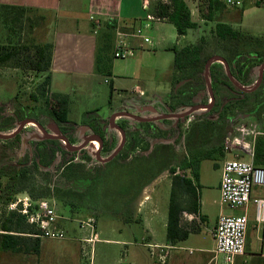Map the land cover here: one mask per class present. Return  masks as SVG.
Segmentation results:
<instances>
[{"label": "rangeland", "instance_id": "374dc122", "mask_svg": "<svg viewBox=\"0 0 264 264\" xmlns=\"http://www.w3.org/2000/svg\"><path fill=\"white\" fill-rule=\"evenodd\" d=\"M152 1L155 5L162 2L160 0ZM202 1L185 0L191 11L192 19L199 27L195 31L188 32L185 38L178 43L179 46L195 45L201 37L210 35L211 30L215 28V24L205 22L200 16L199 9L202 8ZM221 1L224 2V0ZM242 2L243 6L240 8L227 7V22L235 30H243L253 37L264 39V0H242ZM31 15L35 19L38 13ZM164 21H146L145 23H140L143 36L149 38L152 44L145 45L143 39H134V56L131 58L115 59L113 57V45L111 44L112 48L102 54V56L104 57L106 54V59L108 60V63L106 60L108 64L106 66L112 72V75H108L106 72H96L97 76L93 81L89 78H80L79 80H73L74 83L66 84L67 90L71 93L69 96L68 120L76 124L75 130L72 133L74 144H78L82 140L81 136L77 135V131L79 127H85V123L93 122L95 124L94 127L99 128L102 124L109 122L114 114L119 113L124 108L127 112L133 113V103H142L139 100V95L135 94L136 92L142 93L143 96L141 97L150 101L144 104L149 108L151 107V110H164V108L160 109V105L163 100L168 102L167 96H169L173 89L171 80L173 79L175 54L171 50L170 44H175L176 42L174 26ZM4 31L5 35L2 40L4 44H8L9 42L24 44L30 38L35 43L43 40V37H39L38 33L36 35V31H30L28 27L26 28L24 23L22 25L16 24L13 30ZM141 44H143V48H140ZM44 78V74L40 75L34 72L22 71L10 65L0 66V123H8V121L12 123L15 107L18 105L43 108L41 101L35 104L31 101L30 97L36 93L38 86L43 82ZM106 79L110 80V82L113 80V87L111 83L105 82ZM255 79H257L256 76L253 77L252 81ZM75 82L80 83L82 88L73 92L75 90L74 86H76ZM37 113H41L38 117H41L44 124L52 127L55 126L47 118L45 110L39 111L37 109ZM194 119V116H191L187 121L182 122L179 128L173 132L172 142L175 146L173 144V146H170L172 157L168 160V165H162V168L178 169V163L186 157L184 154L187 151L184 148L186 142H183V138ZM23 121L25 119L16 122L15 127L17 128ZM242 122L251 128V126L256 124V119L249 118ZM164 123L168 126L173 121L168 120ZM8 132L2 133L9 134L10 132ZM49 133L52 132L49 131ZM142 133L148 136L146 130ZM108 134H106V141L108 143L110 141V144L100 154L101 158H106L112 150L116 149L120 142L119 138H117V141L111 142L113 138ZM29 138L30 140H28ZM41 138H43V135L35 123L34 125L28 124L22 130L21 146L17 150L13 151L9 145L0 142V164H9L7 167L3 166L1 172L11 174L17 170L13 166L20 163L24 155L31 154L29 143L31 144L32 142L30 141L33 139L40 140ZM148 138L150 139L151 137ZM251 142V137H247L245 141L247 148L252 147ZM236 154L237 151L229 155L228 158H234ZM73 158L75 163L84 166L85 170L90 171L91 180L94 177L106 175L102 183V189L99 184L95 186L102 191L105 198L108 195L107 199H109L114 189H118L120 193L125 190V178H118V180L113 182L114 186L111 185V176L114 177L117 174L114 172H117V170H114L113 166L110 165L105 168L95 165V161L97 160L92 156L90 149L75 154ZM242 158L246 161L249 160V157L246 155H242ZM222 161L223 159L219 155H214L213 159L204 160L200 165L199 184L204 187L207 196L211 200L207 202L206 207H221L220 200L219 203H213L212 200H214L215 190L221 178L219 165L222 164ZM103 171L104 175H102ZM44 173L43 170H38L34 171L32 176L35 177L38 183L43 185ZM50 173L52 181L49 188L52 189L53 195L48 200L55 205L58 215L64 219L60 226L66 232V238L63 240L41 239L38 253L29 251L12 252L0 248V264H90L85 251H82L81 243L83 239L91 236V229L81 228V222L87 221L88 218L95 220V229L98 234V238L92 246L93 264H162L153 255L154 249L148 246L156 245L163 247L167 243L166 223L163 217H166L168 212L171 171L167 173L168 175L163 174L154 182L148 191V197L144 198L140 206L142 214H149L153 217V229L151 232L136 222L126 225L116 213L123 212L125 218L132 216L133 213L131 211L127 212L124 207H119L120 204L118 203L115 207H104L105 211L102 208L101 213H92L90 211L91 207L87 209L79 206L80 208L73 209L71 206L60 203L58 201L59 196L55 198L56 192L60 196L66 191L75 194H79L80 192L74 188V181L67 182L63 180L61 171L56 172L51 170ZM81 174L77 173L78 176ZM122 176L125 177V175ZM0 177L1 184L3 187H6L8 178L2 175ZM15 199L10 200L9 203L0 200V236L4 234L1 225L10 216V213L13 212L9 209V206ZM254 199H264V189H254L249 205V233L252 231L251 226L255 223ZM104 201L107 202V200ZM121 209L122 211H120ZM224 209V214L227 216L235 214L233 209L227 206ZM240 212V209H236L237 214ZM212 222H210L209 226L203 225L198 230L191 231L185 241L175 244V250H170L172 253L171 259L166 261V264H201L207 257L204 251L211 249L213 246L212 237L208 230L212 227ZM183 223L187 224L188 222L184 220ZM25 238L27 237L25 236ZM121 242H125V244ZM236 263L254 264L251 261V255L238 257Z\"/></svg>", "mask_w": 264, "mask_h": 264}, {"label": "trees", "instance_id": "16d2710c", "mask_svg": "<svg viewBox=\"0 0 264 264\" xmlns=\"http://www.w3.org/2000/svg\"><path fill=\"white\" fill-rule=\"evenodd\" d=\"M202 8L199 9L200 16L205 22L215 24L208 36L201 37L197 44L179 46L175 45L171 50L175 54L172 85L173 89L168 101L169 108L176 111L181 108H190L200 102L207 100L208 86L205 77V67L213 56H221L227 62L234 80L241 86L246 87L253 83V75L256 69L264 63V39L253 37L243 30H235L227 22L228 10L221 0H203ZM35 9L18 8L13 6H0V24L5 30H13L16 24H25L30 31L34 30ZM154 16L160 20H165L174 25L178 43L185 38L190 31L198 29L199 25L192 19V14L185 0H167L166 3L159 2L154 8ZM242 16V15H241ZM138 22V21H137ZM136 20L132 22V28L136 25ZM109 28H115L114 23ZM121 29L127 30L126 27ZM105 39H109L105 37ZM106 40L104 45L98 50L96 58V71L111 72L108 69L106 53L112 48ZM54 46L52 43H35L33 39L27 40L24 44L8 43L0 45V66H8L22 71L34 72L45 75L43 82L38 86L35 94L30 99L33 103L42 102V107H23L18 105L15 108L12 123H0V133L13 131L16 122L24 119H33L38 124L42 122L38 116L39 111H46L47 118L56 122L64 130L70 129L74 123L68 120L69 96L59 95L51 92V67ZM114 56V55H113ZM107 60V63H106ZM107 65V66H106ZM211 90L214 94V104L212 106L211 118L206 115H194L186 134V157L178 163L181 170H189L191 178L184 175H174L176 169H170L172 176V188L168 207V221L166 228L167 243L171 246L178 242L185 241L194 227L183 224V214L188 213L199 217V168L204 160L213 159L214 155H219L221 159L225 157L223 151V140L228 132L229 116H249L256 120L264 121V74L260 85L252 91H244L236 87L230 81L226 68L221 63H214L209 69ZM186 81V82H183ZM183 84V85H182ZM40 114V115H39ZM217 116V118H214ZM4 128V129H3ZM264 132V130H263ZM69 144L73 143L69 139ZM131 148L127 149V144L122 152L112 161H119L126 152L134 150L133 143L139 141V137L131 135ZM145 139H143L144 141ZM142 141V142H143ZM6 145L15 151L20 142V136H14L7 140H2ZM35 150L30 166L29 157H25L16 167L13 173L1 172L3 166L0 164V176L7 177V185L3 187L0 177V200L9 203L20 194H28L33 200L49 199L53 195L51 184L52 175L50 172L43 174L44 184L38 183L32 173L40 168L52 169L55 164V153H63L62 163L52 169L60 172L63 180L73 182L77 179L92 181L91 187L83 194L73 192H63L58 201L71 206L73 209L92 208L90 211L101 213L102 208L107 206L129 208L135 199V195L128 193L127 186L120 193L117 189L112 191L110 198L100 189L95 187L98 184L102 189V183L106 175L94 177L91 180V173L85 170L84 166L74 163L73 157H68L70 153L57 140H45L34 143ZM149 144L144 147H148ZM135 151V150H134ZM115 163V162H114ZM254 163L256 166L264 167V135L258 137L255 144ZM7 164V165H6ZM77 173H82L77 175ZM135 182V181H133ZM152 182V180L150 181ZM114 184V183H113ZM131 182L130 192L134 193L135 187ZM104 195L102 196L101 195ZM80 200V201H79ZM104 200H107L104 201ZM6 203V204H7ZM75 211V210H74ZM122 211V209L120 210ZM91 215H94L92 214ZM124 221L129 219L124 217L123 212L116 213ZM26 223L24 217L16 212H11L10 216L2 223L1 229L4 232L0 236V248L12 252H34L38 253L40 239L25 238L20 234L25 232Z\"/></svg>", "mask_w": 264, "mask_h": 264}, {"label": "crops", "instance_id": "0c3cea01", "mask_svg": "<svg viewBox=\"0 0 264 264\" xmlns=\"http://www.w3.org/2000/svg\"><path fill=\"white\" fill-rule=\"evenodd\" d=\"M152 2L153 1L150 0L148 8L149 10L145 9L144 0H0V6L31 8L37 11L36 14L38 13V15L34 19V31H36V35L38 33L39 37H43V40H40L39 44L52 43L54 46L51 67V92L54 94L70 96L71 93L69 90H67L66 84L74 83L75 80H79L80 78H89L93 81L97 76L96 58L98 50L104 45L106 40H109L108 42L113 45L114 55L116 29L127 26V30H122L132 33L135 30L142 28L140 23H145L147 21L146 16L148 14L154 16L153 12L157 4L155 5ZM225 2L226 0H224V3ZM91 16H95L96 19L100 21L99 26H96L95 23L90 20ZM134 20L138 22L134 28H132V22ZM113 23L115 28H109V26ZM0 28V45H2L4 44L2 43V40L5 35V29L2 25H0ZM105 37H108L109 39H105ZM132 43L134 46V41ZM177 44L178 35L176 32V42L175 44H170V48L172 49ZM110 75H112V72ZM254 75H259V70H256ZM110 83L113 87V80ZM75 85V90L73 92H76L78 89L82 88L81 84L78 82H75ZM135 94L139 95V100L142 103L134 102L132 105V110L139 109V113H141L143 117H147V111L152 113L157 112L155 110H151V107L149 108L144 104L145 102L150 101L143 99V97H141L143 96L142 93L139 94L136 92ZM170 94L167 96L168 101L170 99ZM164 106L169 108L168 102H165V100L162 101L160 109L164 108ZM229 132H231V128L228 129L227 133ZM110 133L112 134L113 132L111 131ZM114 134L112 135L115 137ZM139 136V141L133 143L132 145L135 151H127L126 155L123 156L124 159H121L115 163H113L114 161L108 162L107 166H113V169L117 170V172H114L117 173L114 177L111 176L112 174L110 175L111 185H113V182L118 180V178H125V185L127 186L128 193L135 195L133 204H131V208H129V212L131 211L133 214L132 216H129V219L127 218L126 221L121 218L122 221L126 225H130L134 222L139 223L146 230L151 232L153 229V217H151L149 214H142L140 206L142 205L144 198L148 197V191L150 187L159 177H161L163 174H167L170 171V168H162L161 166L157 169L156 165H161V160L164 159L163 151H158L156 157H153L151 154V148L148 150V147L144 148L147 144L142 142V137H144L143 134L140 133ZM131 142L132 140L127 141V149L131 148ZM228 156L229 155H225L222 164L219 165L221 176L223 163L225 160L231 159L228 158ZM163 163V166L168 165L167 160L163 161ZM178 170L181 171L183 176L186 175L191 178L189 170L183 171L180 168L176 169V171ZM122 175H125V177ZM172 176L173 175L170 177L171 188ZM151 180L152 182H150ZM131 182L134 184L133 187H135L134 193L130 192ZM220 182L221 178L215 190V197L214 200H212L213 203H219ZM198 201L199 222L193 221V216H189V221L186 226L193 225L195 228L194 231H196L200 228V226H209L210 222L213 221L212 227L208 229L212 237L213 246L211 249L204 251L207 257L204 259V261L202 260L203 262L201 261V264H221V259H219L217 263H215L213 260V250L215 249L213 232L216 228L219 216L225 213V209L224 207H206L207 202L211 200L209 199V196H207L204 187L200 184L198 190ZM240 210L241 212L238 214L236 213V209L233 210L235 212L233 216L244 213L243 209ZM163 220L166 223L167 228L168 212L167 216L163 217ZM249 228L250 224L247 231L246 253L244 256L251 255V261L254 264H264V241L260 240L261 233L258 230L256 223L251 226V233H249ZM122 244H125V242ZM163 247L169 250L167 257V261H169L172 256L170 250H175L176 245L171 246L166 243V245ZM237 258L235 259L234 264H237Z\"/></svg>", "mask_w": 264, "mask_h": 264}, {"label": "built area", "instance_id": "2783aa9c", "mask_svg": "<svg viewBox=\"0 0 264 264\" xmlns=\"http://www.w3.org/2000/svg\"><path fill=\"white\" fill-rule=\"evenodd\" d=\"M166 3L167 0H160ZM229 7H241V0H226ZM150 0H144V7L149 10ZM90 20L96 26L100 21L95 16ZM147 22L161 21L159 18L148 14ZM134 39H143L145 45H151L149 38L143 36L142 28L132 33L117 28L115 31L114 58L124 59L134 56ZM143 48V44L140 45ZM110 83L109 80L105 81ZM264 135L257 124L248 127L247 124L239 121H233L231 132L225 136L222 146L226 155H231L237 151L234 158L225 160L222 167V176L220 182V205L230 209H243L244 213L237 216L220 215L216 228L213 232L215 240V249L213 250V260L215 263L219 259L221 264H234L237 257L244 256L246 253V238L249 227V205L255 188L264 189V167L256 166L254 163L255 144L258 137ZM251 137V148H247L245 141ZM242 155L249 157L246 161ZM174 175L183 176L181 171H176ZM255 204V223L261 233L260 240L264 241V199H254ZM9 209L24 217L26 228L22 236L33 239H54L63 240L66 238V232L60 226L64 220L59 216L55 205L48 199L33 200L28 194H21L10 204ZM189 216H193V221L199 222V218L187 213L183 214L182 220L189 221ZM184 224V223H183ZM96 222L93 218L81 222L82 229H91V236L83 239L82 251L93 264V244L98 238L95 229ZM146 245V244H143ZM154 249L153 255L157 260L165 264L169 250L165 247L148 246ZM91 249V250H88Z\"/></svg>", "mask_w": 264, "mask_h": 264}, {"label": "flooded vegetation", "instance_id": "af4514ba", "mask_svg": "<svg viewBox=\"0 0 264 264\" xmlns=\"http://www.w3.org/2000/svg\"><path fill=\"white\" fill-rule=\"evenodd\" d=\"M263 65H264V63L262 64V66ZM260 68H258L256 70L260 71ZM263 74H264V72H263ZM254 76H256L257 79H255L251 85H248L246 87H252V86L255 85V83H257V81L259 79V75H253V77ZM212 94H213V92H212ZM214 101H215L214 94H213V99H212L211 95L209 93V90H208L207 100L205 102H200L199 104L193 106V107H195V106H208V109H203V108L199 109L198 111L194 112L190 116L185 117L184 113H186L187 111H189L193 107L181 108V109H178L176 111H173L172 109L167 108V107L164 106V110H159L156 113H152L150 111H147L146 112L147 113V117H145V118H147V119H155V118L162 117V116L165 117V115H171V114L178 115V116L177 117H167V118H164L162 120H156L154 122H146V123L136 122L134 120H130V119L124 118V117H116L115 118L114 117L115 115L123 113V112H127V110L124 108L119 113L114 114L109 122H106V123L102 124V126H100L99 128H95L94 127L95 124L93 122L85 123L84 124L85 127H83V128L79 127L78 131H77V135H80L82 140L78 144H74V143L68 144V143H70L68 138L71 139V140L73 139L72 138V133L75 130L74 127L76 126V124H74L70 129L66 128V130H64V127H60L56 122L52 121L54 123V125H55L54 127H52V126H50L48 124H44V121L41 119V117H38L39 120L42 123L38 124L36 122V126L39 129H40V127H43L47 131L48 135H50L52 137L44 135L42 133L41 129H40L41 134L43 135V138H41L40 140H34L33 139L32 141H30V142H32L31 144L29 143L30 148H31V154L24 155L23 159H25V157H29L30 164L32 165L33 164L32 159H33L34 150H35L34 143L35 142H42V141H45V140H57V141H60L61 145L68 151V153H70V155H68V157H70V158L74 157L75 154H78V153L84 152L85 150H89L90 149L91 153H92V156L96 159L97 153H99V155L102 154L104 148L108 144H110V141H109V143L106 141V138H107L106 134L107 133H109L108 135H110L113 138L111 142H113L114 140L117 141V138H119L120 142H119V145L116 147V149L120 146V144L122 143V136L115 128L116 126H119V127L124 129L125 134H126V142H125V145H124L123 149L125 148V146L127 144V141L130 140V136L131 135H136V136L140 137L139 136L140 133L143 134L142 132H144V130H146V132H148V134H147L148 136H145L143 134L144 137H142L143 139H145L143 141V143H146V144L148 143L149 144L147 150L149 148H151V154L153 155V157L154 156L156 157V154L158 153V151H163V154H164V159H162L161 160L162 162L160 163L161 165H159V164L156 165L159 168L165 163V162L163 163V161H166V160L168 161L172 157V151H171V147L170 146L174 145L173 142H172L173 141L172 137H173V134H174L173 132H175L179 128V126L181 125L182 122L187 121L191 116L198 115V114L199 115L203 114V115H206L207 117L211 118L213 116L211 114V110H212V106L214 104ZM133 111L134 112L132 114L139 115V116L143 117V115L141 113H139V109H137V110L134 109ZM128 113H130V112H128ZM214 118H217V116H214ZM249 118H252V117H249V116H245L244 117L242 115L229 116L228 129L231 128V130H232L233 121L237 120L239 122H242V121H244L246 119H249ZM25 120H28V119H25ZM120 120H121V122H119ZM168 120L173 121V123L171 125L166 126L164 122L168 121ZM256 121H257L256 123L260 127V130L263 131L264 130V121L263 120L262 121L261 120H256ZM26 126L24 128H26ZM18 127L17 128L15 127L16 129H14L10 133L9 132L8 133L9 134L14 133L18 129ZM24 128H22L21 131L17 134V135L20 136V142H19L18 148L21 146V133H22V130ZM53 130H58L59 131V136L58 135L55 136ZM49 131H51L52 133H49ZM111 131L113 133H115V135H117V136L114 137L110 133ZM58 137H65L68 140V143L66 144L63 140H60V138H58ZM148 137H151L150 138L151 141H150V139ZM28 140H30V138ZM96 140L100 141V144H101L100 147H98V148H96V143H95ZM1 141L2 140L0 139V142ZM85 141H88V144L86 146H84ZM183 142L184 143L186 142V135L183 138ZM71 147H76V148H80V149L74 151V150H71ZM184 148L186 150V143H185V147ZM17 149H15V150H17ZM116 149L112 150L106 156V158L109 157L110 155H112L113 152ZM122 150L120 151V153L122 152ZM184 154H185V156L188 155L186 151H185ZM119 159H122V158H119ZM62 161H63V153L58 150L55 153L54 168L58 167L62 163ZM73 162L75 163L74 160H73ZM95 165H98V166L100 165V166H103L104 168L107 167V163H100L98 161H95ZM54 168H52V169H54ZM52 169L40 168V170H43L45 173L46 172H50ZM102 175H104V171H103ZM91 185H92V181H90V180L77 179V180L74 181V188L78 189V192H80L79 195L83 194L82 192H87V190L91 187Z\"/></svg>", "mask_w": 264, "mask_h": 264}, {"label": "water", "instance_id": "95a60500", "mask_svg": "<svg viewBox=\"0 0 264 264\" xmlns=\"http://www.w3.org/2000/svg\"><path fill=\"white\" fill-rule=\"evenodd\" d=\"M214 63H221L225 66L226 68V71H227V75L230 79V81L237 87H239L240 89L244 90V91H252V90H255L261 83V80H262V77H263V72H264V65L260 68V71H259V79L257 81V83H255L254 86L252 87H241L235 80L234 78L232 77L231 75V72H230V68L227 64V62L225 61L224 58H222L221 56H213L212 58L209 59V61L207 62L206 64V67H205V77H206V82H207V86H208V89H209V93L211 95V98L213 99V94H212V90H211V81H210V77H209V69L211 67L212 64ZM208 109V106H195L193 108H191L189 111H187L186 113H184V116L185 117H188L190 116L191 114H193L194 112L198 111L199 109ZM178 115H165L162 116V117H158V118H155V119H147L145 117H141L139 115H135V114H132V113H128V112H123V113H120V114H117L115 115L114 117H124V118H128L130 120H134L136 122H140V123H146V122H154L156 120H162L164 118H167V117H177ZM30 123H36L34 120H25L23 121L22 123H20L18 129L14 132V133H11V134H2L0 133V139L1 140H7L9 138H12L14 136H16L22 128H24L26 125L30 124ZM40 127V126H39ZM116 130L121 134L122 136V143L120 144V146L113 152L112 155H110L109 157L107 158H101L99 153H97V156H96V160L100 163H108L110 161H112L119 153L120 151L123 149L124 145H125V142H126V134H125V131L123 128L119 127V126H116L115 127ZM42 133L46 136H49V137H52L50 135H48L47 131L43 128V127H40ZM55 136L58 135L59 136V131L58 130H53ZM60 138V140H63L66 144L68 143V140L65 138V137H58ZM69 144V143H68ZM88 144V141H85L84 143V146H86ZM80 148H76V147H71V150H78Z\"/></svg>", "mask_w": 264, "mask_h": 264}, {"label": "bare ground", "instance_id": "6f19581e", "mask_svg": "<svg viewBox=\"0 0 264 264\" xmlns=\"http://www.w3.org/2000/svg\"><path fill=\"white\" fill-rule=\"evenodd\" d=\"M29 125H34V123H30ZM95 143L97 144V148L100 147V145H101L100 142H98V141L96 140Z\"/></svg>", "mask_w": 264, "mask_h": 264}]
</instances>
